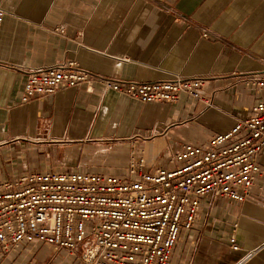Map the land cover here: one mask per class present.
<instances>
[{
  "label": "crops",
  "instance_id": "obj_1",
  "mask_svg": "<svg viewBox=\"0 0 264 264\" xmlns=\"http://www.w3.org/2000/svg\"><path fill=\"white\" fill-rule=\"evenodd\" d=\"M0 7V181L32 171L121 175L136 135L147 167L166 168V151L228 132L262 98L244 81L264 78V0H0ZM67 62L98 80L202 78L211 106L187 96L143 104L98 83L21 101L29 72ZM257 163L264 168V148ZM254 194L242 203L201 199L169 264H264V187ZM39 249L3 264H38ZM62 253L58 261L70 259Z\"/></svg>",
  "mask_w": 264,
  "mask_h": 264
},
{
  "label": "built area",
  "instance_id": "obj_2",
  "mask_svg": "<svg viewBox=\"0 0 264 264\" xmlns=\"http://www.w3.org/2000/svg\"><path fill=\"white\" fill-rule=\"evenodd\" d=\"M5 15L0 7V25ZM54 32L64 35L62 28ZM94 83L143 104H175L187 96L211 106L202 78L175 74L148 84L98 80L74 62L29 72L21 101L82 84L89 91ZM244 84L263 94L250 115L203 144L166 151V168L147 167L144 139L136 135L121 175L32 171L0 181V264L40 246L77 256L82 264H169L179 233L195 225L201 199L242 203L264 187V168L257 163L264 148V78ZM230 243L236 250L233 237Z\"/></svg>",
  "mask_w": 264,
  "mask_h": 264
},
{
  "label": "rangeland",
  "instance_id": "obj_3",
  "mask_svg": "<svg viewBox=\"0 0 264 264\" xmlns=\"http://www.w3.org/2000/svg\"><path fill=\"white\" fill-rule=\"evenodd\" d=\"M41 248H43L44 247V249L41 251L40 249V252H42L43 254V261L42 262H38V264H49L50 263V261H51V264H81L80 263V261H79V259L77 258V256H71V257H69L70 259H65V261H58L57 259L58 258H63L64 256H62V255H64L63 253H62V251H58V252H56V251H53L51 248L50 249H47L46 248V246H40ZM62 255H61V254ZM61 255L60 257L58 256V255ZM57 260V261H54L55 259ZM60 258V259H61ZM62 260V259H61ZM67 262V263H66ZM32 264H37V263H35V262H32Z\"/></svg>",
  "mask_w": 264,
  "mask_h": 264
}]
</instances>
